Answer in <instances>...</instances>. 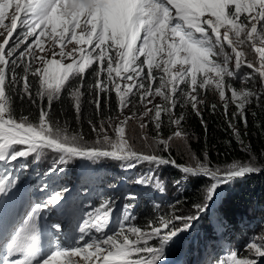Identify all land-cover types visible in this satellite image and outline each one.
<instances>
[{
  "label": "snow or ice",
  "instance_id": "obj_1",
  "mask_svg": "<svg viewBox=\"0 0 264 264\" xmlns=\"http://www.w3.org/2000/svg\"><path fill=\"white\" fill-rule=\"evenodd\" d=\"M0 29L4 30L0 32V166L29 157L39 161L45 152L57 157L45 173L49 180L42 184L38 201L31 199L17 176L0 174V226L6 212L26 208L23 222L13 227L4 244L0 264H163L168 244L208 211L219 188L264 172V152L257 154L245 143L231 120L228 127L246 159L214 165L205 152L179 164L170 151L177 139L187 141L178 107L190 108L207 129L200 111L205 104L202 94L213 92L226 117L234 106L233 119L239 118L245 127L248 107L253 102L264 105V0H0ZM245 49L254 60L247 58ZM245 68L250 71L240 75ZM236 78L245 85L258 81V89H238L229 82ZM86 91L99 117L88 120L96 134L91 141L52 115L54 104L63 102L66 93L79 121ZM113 95L118 115L105 118L104 108ZM14 96L37 106L35 120L16 116ZM133 99L144 110L124 115ZM210 107L214 112L217 105ZM165 117L174 126L166 138L161 135ZM133 121L143 145L139 149L128 135ZM150 125L154 135L147 131ZM77 161L85 168V184L92 178L91 166L105 161L119 162L125 170L150 165L148 174L136 183L149 189L154 183L159 191L164 187L154 170L170 166L182 173L175 182L177 189L197 178L207 181L203 202L193 205L191 215L173 212L143 226L137 223L133 205L124 204L117 227L109 231L116 211L111 198L99 207L89 205L92 211L77 216L71 189L55 186ZM137 198L134 192L124 196L129 201ZM54 208L76 221L71 243L55 241L51 251L42 255L37 251L41 217ZM51 227L62 231L60 223ZM247 250L264 258V236L254 239ZM216 260L217 264H257V259L238 258L232 250L225 259Z\"/></svg>",
  "mask_w": 264,
  "mask_h": 264
},
{
  "label": "trees",
  "instance_id": "obj_2",
  "mask_svg": "<svg viewBox=\"0 0 264 264\" xmlns=\"http://www.w3.org/2000/svg\"><path fill=\"white\" fill-rule=\"evenodd\" d=\"M91 79L92 77L89 75L88 81L91 82ZM235 87L240 86L236 84ZM64 96L63 102L54 104L52 111L53 119L60 121L61 124L67 121L72 131L82 132L86 139L89 141L92 140L93 136H96V134L91 131L88 120L99 119V117L95 115L94 107L90 104L92 96L88 94L87 91L85 92L82 101V116L79 121L75 119V114L69 107L67 94L65 93ZM13 101L17 117L24 115L35 120L38 115V108L36 105L31 104L27 99L21 101L18 96H14ZM210 105H204L203 109L200 110L207 124V129L202 126L200 118L196 116L191 109L177 108V113H182L184 115L182 129L189 138L190 150L195 155L201 157L207 152L214 165L220 164L223 166L224 163L234 159L243 160L244 153L240 150L241 145L233 135L232 129L228 127V121L231 120L230 115L227 117L224 115L221 105L216 104L217 107L214 112ZM103 115L105 118L111 116L115 119L117 117L116 98L114 95L110 101V106L104 108ZM247 117L248 126L245 127L243 122L239 120V126L236 127V130L240 132L241 139L245 143H249L253 146V150L257 154L264 152V108L259 105L257 108L247 110ZM173 127L169 126L168 119L165 117L161 131L165 128H170L171 131ZM169 134L170 132H167L165 135L167 136ZM171 154L176 159L177 163L186 164L184 158L176 151L172 150ZM162 155H167V153L163 152ZM150 167V165L143 164L135 170V175H139L140 177L148 174ZM81 168L83 167L80 161L69 165L56 182L65 183L64 179L68 177L67 174L74 177L75 173ZM46 171L47 170H41L32 178L34 182H36L34 183L36 187L41 188L42 184L46 182L48 178L45 176ZM154 171L156 175L157 173L165 174L174 180L173 188L175 194L173 197L179 201L178 205L181 214H193V205L203 202V189L207 181L202 178H197L195 182L188 181L177 189L175 182L182 179V173L180 171L170 166L162 167ZM113 183L119 184L120 182L113 181ZM218 193L216 201L212 204L211 209L194 223L197 226L196 229L190 231L191 235L189 240L186 241V243H188V249L185 259H183L185 264H192L193 256L196 253H202L203 248L205 251L210 252L217 249V251H215L216 256L212 257V260L215 261L219 255H222L226 246L231 245L233 242L239 243L240 239L248 234L251 225L253 224L256 226V221L258 222L259 220V214L264 212V172L236 180L227 185L224 190L219 189ZM75 197L79 198L78 201H80V205L85 204L83 200H81L80 188H77L73 192L74 200L76 199ZM109 198H111V196H108L106 199ZM163 200L160 199V202H163ZM141 201H143L141 206L136 205L135 200H127L125 202V204L130 203L133 206L135 205L133 213L137 214L138 223H143L151 218L150 216L148 219L149 212L145 210L147 206L146 200L142 198ZM101 203L102 201L98 202V205H101ZM18 211H20V208L15 212H6L4 217L16 215ZM174 211H177V209ZM241 241L244 242V240ZM244 254V258H250L248 250H246Z\"/></svg>",
  "mask_w": 264,
  "mask_h": 264
},
{
  "label": "rangeland",
  "instance_id": "obj_3",
  "mask_svg": "<svg viewBox=\"0 0 264 264\" xmlns=\"http://www.w3.org/2000/svg\"><path fill=\"white\" fill-rule=\"evenodd\" d=\"M72 2L75 3L76 0H72ZM0 32H4V30L0 29ZM2 39L3 36H0V42H2ZM69 47H71V45ZM245 51L248 53L247 58L249 60L255 59L254 55L251 53L250 50L245 49ZM248 71L250 70L246 68L242 69L240 75H243V73ZM229 82L232 83L234 86L236 84H239L240 87H237L238 89L246 86L251 87L253 90L258 89V81H253L249 85H245V83L241 79L236 78V79H231ZM201 98L205 101L204 105L206 106L213 103L221 105L220 101L213 92H209L206 96L202 94ZM155 102L160 103L161 101L159 100V98H157ZM204 105H201L200 110L203 109ZM258 106L259 105H256L255 102H253V104L249 106L247 110H250L252 108H257ZM260 106L264 108V105H260ZM186 109L190 110V108H186ZM143 110H144L143 107L139 105L138 101L136 99H133V104L130 105L127 110H125L124 115H130L133 111L142 112ZM234 111H235V107L230 105L228 115H230L232 123H234L235 126L237 127L239 126L238 122L240 119L239 118L233 119L232 113ZM173 130L174 127L171 131L170 128H165L163 131H161V135L164 138H166L168 135L166 136L165 134L167 132H170L171 134ZM181 130L184 132L182 128ZM138 131L139 130L136 127V122L135 121L130 122L128 125V135L135 142V146L139 149L142 148L143 145L140 143L138 136L136 135ZM147 131L149 135L155 134V129L151 125L149 126ZM95 137L96 136H93V139H95ZM172 150L176 151L181 157H183L186 163L190 162V156L194 154L190 150V143L188 136L186 142L182 139H177L176 141H174L171 144V148H170V151ZM162 153L163 152H158L157 154L162 155ZM243 156L244 157L242 159L243 160L246 159V156L244 154ZM56 158L57 157L54 153L45 152L41 156V159L39 161H35L33 157H29L27 161H20L19 163L13 162L11 166H0V174L4 172L15 174V176L19 178V181H22L23 184L26 186L31 199L33 201H38L43 196V193L40 191L39 187H36L34 185V183L36 182H34L32 178L35 177L36 174L41 170H47L51 165H53ZM21 164H26V167L21 169L20 167ZM140 166L142 165H138L135 169L125 170L120 167L119 162L105 161L101 164L91 166L92 178L87 182V184L84 183V178L82 177V173L85 172V168L83 167L75 173L74 177H72L71 175L69 176L67 174L68 177L64 179L65 183L55 182V186L57 187L66 186L68 189H71L70 197L73 201V206L79 210L77 212V216H82L84 212L92 211L93 208H90L89 205H92L93 207H99L100 205H98V202H101L103 201V199H106L108 196H111L112 200L114 201V206L116 211L111 217V224L109 231L117 227V222L120 219L122 212V206L127 201L126 199H124V196L126 193L129 192L136 193L138 197L136 199V205L139 203L140 199L143 198L146 200L147 206L145 210L149 212L148 219L151 216L149 220L154 219L155 217L161 215L170 216L173 212L181 214V211L179 209L180 207L179 205H177V199H174L173 197V195L175 194L173 188L174 180H172L171 177L165 174L157 173L156 177L163 184L164 190L163 191L157 190L154 186V183L150 189L145 188L136 183V179L139 178V175H135V170ZM249 176L252 175H248L243 178H247ZM48 180L49 178H47L46 181ZM113 181H117L120 183L119 184L113 183ZM227 185H224L219 189L224 190ZM77 188H80V194L82 196L81 200H83L85 204L80 205L79 204L80 201H78L79 200L78 197H75L76 198L75 200L73 199V192ZM160 199L161 200L164 199L163 202H160ZM215 201H216V197L214 198L213 202L210 204L208 211L211 209L212 204H214ZM141 204H143V201H141ZM141 204L139 206H141ZM156 205H159V208H157ZM134 208L135 205L133 206L132 211H134ZM175 209H177V211H174ZM21 211L25 213L26 208H21ZM207 212L203 213L201 217H203ZM46 213H48L56 223L61 224L62 231L59 233L60 235L63 236L62 237L64 239L63 243H71L70 237L73 235L72 230L76 221L70 219L67 215L62 216L58 208H54L51 209L50 211H46ZM134 215L137 217V214L134 213ZM258 219H259L258 222L256 221V226L252 224L248 234L244 238L240 239L239 243L233 242L231 243V245L226 246L222 255H219L218 257L220 259H225L228 256L229 250H232L238 253V258H244L245 255L244 253L247 250L248 245L254 239L259 240V237L264 236V212L259 214ZM145 222L143 223L137 222V223L143 226ZM176 223L177 225H179L178 221ZM196 227L197 226L194 224L189 231L180 233L176 238H174V240L171 243L168 244L165 250V260L163 261V264H185L183 259H185L186 251L188 249V243H186V241L189 240V237L191 235L190 231L196 229ZM241 240H244V242ZM153 244L154 245L158 244V241H153ZM215 251H217V249H214L212 252H210V251H205L203 248L202 253H196L193 256L192 264H209V261H211V264H217V260L215 261L212 260V257L216 256ZM249 257L257 259V264H264V258L254 257L250 253H249ZM63 259L64 258L62 257L61 260Z\"/></svg>",
  "mask_w": 264,
  "mask_h": 264
},
{
  "label": "flooded vegetation",
  "instance_id": "obj_4",
  "mask_svg": "<svg viewBox=\"0 0 264 264\" xmlns=\"http://www.w3.org/2000/svg\"><path fill=\"white\" fill-rule=\"evenodd\" d=\"M135 202H136V200H135ZM141 204V199L139 200V203L137 204L138 206Z\"/></svg>",
  "mask_w": 264,
  "mask_h": 264
},
{
  "label": "bare ground",
  "instance_id": "obj_5",
  "mask_svg": "<svg viewBox=\"0 0 264 264\" xmlns=\"http://www.w3.org/2000/svg\"><path fill=\"white\" fill-rule=\"evenodd\" d=\"M15 175V174H14Z\"/></svg>",
  "mask_w": 264,
  "mask_h": 264
}]
</instances>
